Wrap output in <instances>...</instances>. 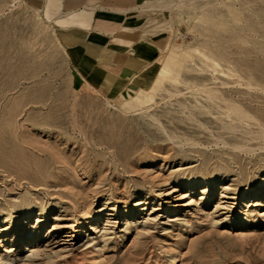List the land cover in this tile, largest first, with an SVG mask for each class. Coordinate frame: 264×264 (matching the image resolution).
<instances>
[{
    "label": "rangeland",
    "instance_id": "1",
    "mask_svg": "<svg viewBox=\"0 0 264 264\" xmlns=\"http://www.w3.org/2000/svg\"><path fill=\"white\" fill-rule=\"evenodd\" d=\"M156 9L130 77L65 43L84 14L0 0V264H264V0Z\"/></svg>",
    "mask_w": 264,
    "mask_h": 264
},
{
    "label": "crops",
    "instance_id": "2",
    "mask_svg": "<svg viewBox=\"0 0 264 264\" xmlns=\"http://www.w3.org/2000/svg\"><path fill=\"white\" fill-rule=\"evenodd\" d=\"M41 9L47 0H34ZM159 0H52L60 6V16L84 14L86 27L75 25L63 30L62 38L72 48L82 49L81 59L91 60L93 67L109 75L133 77L158 56L165 46V24L154 20ZM163 19V18H162ZM71 29V31H69ZM109 45L124 51H110ZM127 58L120 62V56Z\"/></svg>",
    "mask_w": 264,
    "mask_h": 264
},
{
    "label": "bare ground",
    "instance_id": "3",
    "mask_svg": "<svg viewBox=\"0 0 264 264\" xmlns=\"http://www.w3.org/2000/svg\"><path fill=\"white\" fill-rule=\"evenodd\" d=\"M51 5H52V0H47V6H46V8L44 9V10H46V9H49L50 7H51ZM111 47H118V46H115V45H110ZM227 114V116L228 117H231V115H234V116H236V118H238V119H240V120H245V119H248V118H250L249 116H247V114L246 113H244L242 110H240V109H238V108H233V109H231V110H228V112L226 113ZM262 126V125H261ZM263 132V130L261 131V133ZM263 138H264V135L262 136ZM5 140V139H4ZM4 140H3V142H4ZM6 141V140H5ZM0 142H2V141H0ZM7 144V143H6ZM9 145V144H8ZM5 146V145H4ZM264 148V147H263ZM2 149V152L4 151V154L3 153H1V154H3L2 155V157L1 158H3V160L4 161H7V162H9V163H11V164H13L14 166H17V165H19V164H21L20 162H21V159H19V158H17V156L16 155H14V153H11V152H13V151H7L6 152V146H5V148L3 149V143H2V148H0V150ZM34 149H36V148H34ZM27 150H29V149H27ZM6 152V153H5ZM31 153H34V154H36V152H34V150H31ZM38 176V175H37ZM31 182H33L32 180H30V183ZM249 191V190H248ZM248 191H247V195H246V198H248ZM258 192H260V193H258V194H256L257 196H254V197H257V198H259L260 196H261V194L263 193L264 194V182H262L261 183V186H259L258 187ZM43 212H40V214L41 215H43L42 214ZM82 226L85 224V221H82L81 223H80ZM81 231V229H79V232ZM32 256L31 257H34V256H38L39 255V253L37 252V250H35L32 254H31ZM1 263H3V264H6V263H8V261H2Z\"/></svg>",
    "mask_w": 264,
    "mask_h": 264
}]
</instances>
